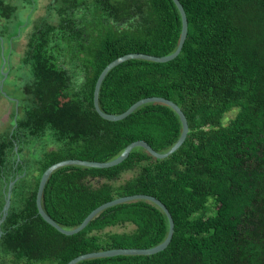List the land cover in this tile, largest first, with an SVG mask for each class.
<instances>
[{
  "label": "trees",
  "instance_id": "16d2710c",
  "mask_svg": "<svg viewBox=\"0 0 264 264\" xmlns=\"http://www.w3.org/2000/svg\"><path fill=\"white\" fill-rule=\"evenodd\" d=\"M36 2L0 0V37L17 38ZM180 2L188 34L178 57L120 63L105 77L99 102L114 114L145 97L176 102L189 122L183 145L163 159L137 147L116 166H62L42 198L54 220L73 228L102 203L152 195L173 216V238L154 254L77 264H264V0ZM22 9L29 11L25 25L18 23ZM181 29L173 0L47 4L28 33L12 121L0 130V218L4 187L19 176L1 225L0 264H67L87 252L149 248L165 239L168 217L152 201L114 205L66 235L38 214L36 195L41 175L55 162L108 161L139 139L164 152L178 140L182 122L171 106L149 102L111 121L95 110L94 89L117 57L172 53Z\"/></svg>",
  "mask_w": 264,
  "mask_h": 264
},
{
  "label": "water",
  "instance_id": "95a60500",
  "mask_svg": "<svg viewBox=\"0 0 264 264\" xmlns=\"http://www.w3.org/2000/svg\"><path fill=\"white\" fill-rule=\"evenodd\" d=\"M173 1L177 5L181 13V17H182L181 35H180L179 43L176 49L172 53L167 54V55H162V56L151 55V54L140 53V52H132V53L124 54L112 60L110 63H108L104 67V69L101 71V73L99 74L97 78L95 89H94V107H95V110L99 113V115L102 116L103 118L107 120H111V121H118V120L126 118L132 112H134L138 107L142 106L145 103H149V102L165 103L171 106L178 113L181 119L182 131H181V134L178 140L167 151H164V152H159L155 150L146 140L139 139V140L129 143L117 157L111 160H108V161H95V160H84V159L71 158V159H64V160L55 162L52 165H50L48 168H46V170L41 175L40 182L38 185L37 195H36L38 214H40L49 224H51L57 230H59L60 232L66 235H73V234H76L82 231L83 229L87 227V225L97 215H99L105 209L112 207L114 205H118V204L128 202V201L138 200V199H145V200L152 201L162 208V210L166 213L168 220H169L168 233L165 239L161 243L153 247H149V248H133V247L123 248L121 247V248H112V249H106V250H100V251H91V252H87V253L74 257L67 264H77L78 262L82 260H86V259L98 258V257H111V256H116V255H150V254H154V253H157L159 251H163L164 249H166L173 238L174 231H175V222H174L173 216L170 210L168 209V207L160 199L152 195L142 194V193L124 195V196H120L115 199H112L110 201H107L105 203H102L98 207L94 208L78 226L73 227V228L62 227L56 220H54L46 212L42 204L43 193H44V189H45L48 179L50 178L51 174L56 169L62 166L81 165V166H86V167H97V168H108V167L116 166L122 163L125 159H127L130 153L132 152V150L137 147H142L146 149L149 153H151L153 156L159 159H163V158L170 156L175 151H177L185 142L188 132H189V122H188L187 116L182 110V108L176 102L168 98H164L160 96L145 97V98H142L136 101L127 110L119 114L105 112L101 108L100 102H99L100 90H101V86H102V83L105 77L111 71V69H113L115 66L119 65L120 63L126 60H129V59H144V60H149V61H154V62H167V61L175 59L181 53L184 43L187 38V34H188V18H187L186 11L182 3L180 2V0H173ZM2 39L3 38L0 37V40ZM4 67L5 66L3 64L1 66V73L3 74V77L0 82V91L3 93V95H6L3 87H4V82L7 78L8 73L4 70ZM15 150H18L17 146L15 147ZM18 178L19 177H16L14 180L10 182L8 186V191L6 192L5 204L2 208V212H1L2 215L0 218V241H1L2 234H3L1 225L5 221L8 215V212L11 206V197H12L13 187Z\"/></svg>",
  "mask_w": 264,
  "mask_h": 264
},
{
  "label": "rangeland",
  "instance_id": "374dc122",
  "mask_svg": "<svg viewBox=\"0 0 264 264\" xmlns=\"http://www.w3.org/2000/svg\"><path fill=\"white\" fill-rule=\"evenodd\" d=\"M51 0H37L36 8L33 9V15L29 25L23 30H20L18 33V37L15 39H2L0 40V67L4 64V70H6L8 81L4 82V92L6 95H2L4 97H0V130L6 128L9 125V122L12 121L13 114V100L15 99L13 96L16 94L14 90L16 86L19 85L20 81L17 75L22 76L21 68V59L28 47V33L32 30L34 24L39 21L41 16L46 11V6ZM28 12L25 10H20L19 12V20L18 23L25 25L28 19ZM13 26H15L13 24ZM14 27H11L13 29ZM13 41V42H12ZM4 62V63H3ZM1 69V68H0ZM0 78V82H1ZM2 93V92H1ZM3 94V93H2ZM10 98L11 100L7 99ZM17 105L15 104V109ZM237 112V109H233L226 114V119H230L234 117ZM31 157H34L31 155Z\"/></svg>",
  "mask_w": 264,
  "mask_h": 264
},
{
  "label": "flooded vegetation",
  "instance_id": "af4514ba",
  "mask_svg": "<svg viewBox=\"0 0 264 264\" xmlns=\"http://www.w3.org/2000/svg\"><path fill=\"white\" fill-rule=\"evenodd\" d=\"M19 177V176H18ZM16 178V177H15ZM14 180V179H13ZM11 182V181H10ZM10 184V183H9ZM9 184L8 185H6L5 187H4V192L6 193L7 191H8V186H9Z\"/></svg>",
  "mask_w": 264,
  "mask_h": 264
}]
</instances>
